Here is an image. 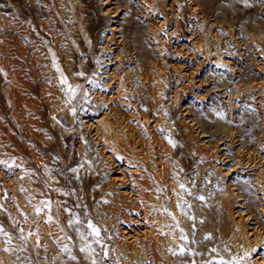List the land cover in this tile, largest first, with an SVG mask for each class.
I'll use <instances>...</instances> for the list:
<instances>
[{
    "label": "rangeland",
    "instance_id": "374dc122",
    "mask_svg": "<svg viewBox=\"0 0 264 264\" xmlns=\"http://www.w3.org/2000/svg\"><path fill=\"white\" fill-rule=\"evenodd\" d=\"M0 162V264H264V0H0Z\"/></svg>",
    "mask_w": 264,
    "mask_h": 264
},
{
    "label": "bare ground",
    "instance_id": "6f19581e",
    "mask_svg": "<svg viewBox=\"0 0 264 264\" xmlns=\"http://www.w3.org/2000/svg\"><path fill=\"white\" fill-rule=\"evenodd\" d=\"M142 3H143V2H142ZM146 5H147V4H146ZM144 6H145V5H144ZM147 7H148V5H147ZM147 7H146V8H147ZM144 8H145V7H144ZM145 10H146V9H145ZM150 11L152 12V10H150ZM147 12H149V11H147ZM201 18H202V17H201ZM154 19H155V18H154ZM156 21H157V20H156ZM161 28H162V27H161ZM110 31H111V30H110ZM154 32H155V31H154ZM110 33H111V32H110ZM152 33H153V30H152ZM160 33H161V31H160ZM111 34H113V32H112ZM199 34H200V33H199ZM155 35H156V34H155ZM201 35H202V33H201ZM209 35H210V34H209ZM109 36H110V35H109ZM190 36H191V35H190ZM196 36H197V35H196ZM103 37H104V36H103ZM151 38H152V37H151ZM189 38H190V37H189ZM192 38H193V37H192ZM211 38H212V37H211ZM158 39H159V38H158ZM200 39H201V38H200ZM218 39H219V38H218ZM105 40H106V39H105ZM121 40H122V39H121ZM160 40H161V39H160ZM215 40H216V39H215ZM108 41H109V40H108ZM108 41H107V43H108ZM110 41H112V40L110 39ZM122 41H123V40H122ZM152 41H153V40H152ZM155 41H156V40H155ZM158 41H159V40H158ZM158 41H156V43H157ZM211 42H212V41H211ZM112 43H113V42H112ZM112 43H111V44H112ZM118 43H119V41H118ZM156 43H154V44L156 45ZM203 43H204V42H203ZM208 43L210 44V42H208ZM218 43H219V42H218ZM204 44H205V43H204ZM209 44H208V45H209ZM104 45H105V44H104ZM116 45H117V44H116ZM107 46H108V45H107ZM203 46H206V44L203 45ZM105 47H106V46H105ZM108 47H109V46H108ZM115 47H116V46H115ZM157 47H158V44H157ZM160 47H161V46H160ZM209 47H210V46H209ZM217 47H218V46H217ZM161 48H162V47H161ZM196 48H197V47H196ZM198 48H200V49L202 50V48L200 47V45H199ZM198 48H197V49H198ZM203 48H204V47H203ZM205 48H206V47H205ZM200 49H199V50H200ZM156 50H158V49H156ZM205 50H206V49H204V51H205ZM207 50H208V49H207ZM115 51H116V50H115ZM162 51H163V50H162ZM113 52H114V51H113ZM206 52H208V51H206ZM107 53H108V52H107ZM130 53H131V52H130ZM159 54H162V53H159ZM110 55H111V53H110ZM113 55H114V54H113ZM119 55H120V54H119ZM125 56H126V55H125ZM159 56H160V55H159ZM159 56H158V57H159ZM104 57H105V55H104ZM107 57H108V56H107ZM132 57H133V56H132ZM124 58H125V57H124ZM221 58H223V57H221ZM114 59H115V58H113V60H114ZM99 60H101V59H99ZM108 60H109V59H108ZM130 60H131V59H130ZM223 60H224V59H223ZM97 61H98V60H97ZM109 61H110V60H109ZM101 62H102V61H101ZM105 62H106V61H105ZM112 62H113V61H112ZM159 62H160V61H159ZM106 63H110V62H106ZM125 63H126V62H125ZM221 63H224V62H222V60H221ZM225 63H227V62H225ZM101 64L103 65V63H101ZM97 65H98V64H97ZM113 65H114V64H113ZM115 65H116V64H115ZM224 65H225V64H224ZM99 66H100V65H99ZM161 66H162V65H161ZM122 67H123V66H122ZM136 67H137V66H136ZM109 68H110V67H109ZM115 68H116V67H115ZM117 68L119 69V66H118ZM97 69H98V68H97ZM103 69H104V68H103ZM120 69H121V68H120ZM129 69H130V68H129ZM132 69H133V67H132ZM141 69H142V68H141ZM82 70H83V69H82ZM100 70H102V67H101V66H100L99 71H100ZM112 70H113V69H112ZM112 70H111V71H112ZM115 70H117V69H115ZM123 70H124V69H123ZM84 71H85V70H84ZM117 71H118V70H117ZM133 71H134V69H133ZM101 72H102V71H101ZM112 72H113V71H112ZM118 72H119V71H118ZM122 72H123V71H122ZM139 72H140V71H139ZM82 73H84V72H82ZM99 73H100V72H99ZM120 73H121V72H120ZM158 73H159V72H158ZM94 74H95V73H94ZM100 74H101V73H100ZM103 74H104V73H103ZM108 74H109V73H108ZM112 74H113V73H111V75H112ZM156 74H157V72H156ZM149 75H150V74H149ZM83 76L86 77L85 75H83ZM95 76H96V75H95ZM95 76H94V77H95ZM101 76H103V75L101 74ZM108 76H109V75H108ZM112 76H114V75H112ZM151 76H152V75H151ZM155 76H156V75H155ZM96 77H97V76H96ZM96 77H95V78H96ZM121 77H122V76H121ZM128 77H129V76H128ZM128 77H127V78H128ZM139 77H140V76H139ZM79 78H80V77H79ZM106 78H107V76H106ZM90 79H91V77H90ZM108 79H109V78H108ZM117 79H119V78H117V76H116V80H117ZM148 79H149V78H148ZM152 79H153V78H152ZM88 80H89V79H88ZM110 80H111V79H110ZM116 80H115V81H116ZM129 80H130V79H129ZM135 80H136V79H135ZM145 80H146V78H145ZM149 80L152 82L151 79H149ZM154 80H155V79H154ZM158 80H159V79H158ZM163 80H164V79H163ZM94 81L96 82V80H94ZM101 81H102V79H101ZM105 81H106V80H105ZM113 81H114V80H113ZM117 81H118V80H117ZM130 81H131V80H130ZM150 81H149V82H150ZM66 82H67V81H66ZM95 82H94V84H95ZM102 82H103V81H102ZM69 83H70V82H69ZM80 83H81V81H80ZM103 83H104V82H103ZM103 83H102V84H103ZM115 83H116V82H115ZM123 83H124V82H123ZM125 83H126V81H125ZM125 83H124V84H125ZM127 83H128V82H127ZM133 83H134V82H133ZM133 83H131L130 85H132ZM75 84H77V83L75 82ZM113 84H114V82H113ZM138 84H139V83H138ZM72 85H73V84H72ZM96 85H97V84H96ZM99 85H101V84H99ZM108 86H109V85H108ZM113 86H114V85H113ZM115 86H116V85H115ZM122 86H123V85H122ZM133 86H134V85H133ZM150 86H151V85H150ZM158 86H159V85H158ZM158 86H157V87H158ZM66 87H67V86H65L64 88H66ZM70 87H71V86H70ZM98 87H99V86H97V88H98ZM102 87H103V86H102ZM109 87H110V86H109ZM109 87H108V88H109ZM124 87H125V86H124ZM124 87H123V88H124ZM128 87H129V86H128ZM155 87H156V86H155ZM103 88H104V87H103ZM103 88H102V89H103ZM110 88H111V87H110ZM113 88H114V87H113ZM125 88H126V87H125ZM114 89H115V88H114ZM118 89H119V88H118ZM118 89H117V90H118ZM132 89H133V88H132ZM163 89H164V88H163ZM122 90H123V89H122ZM128 90H129V89H128ZM128 90H126V91H128ZM134 90H135V89H134ZM97 91H99V90H96V92H97ZM108 91H109V90H108ZM113 91H114V90H113ZM113 91H112V92H113ZM66 92H67V91H66ZM66 92H65V93H66ZM112 92H111V94H112ZM119 92H120V91H119ZM132 92H133V90H132ZM136 92H137V91H136ZM75 93H76V92H75ZM75 93H73V94H75ZM101 93H102V92H101ZM128 93H129V92H128ZM128 93H127V95H128ZM139 93H140V92H139ZM93 94H94V93H93ZM98 94H99V93H98ZM104 94H105V93H104ZM111 94H110V95H111ZM118 94H119V93H118ZM136 94H137V93H136ZM161 94H162V93H161ZM164 94H165V93H164ZM100 95H102V94H100ZM115 95H116V94H115ZM124 95H125V94H124ZM124 95H123V96H124ZM131 95H133V93H132ZM146 95H147V94H146ZM70 96H71V94H70ZM103 96H104V95H103ZM111 96H112V95H111ZM135 96H136V95H135ZM137 96H138V95H137ZM139 96H140V94H139ZM150 96H151V94H150ZM150 96H149V97H150ZM157 96H160V95L158 94ZM98 97H99V96H98ZM127 97H128V96H127ZM127 97L125 96L124 98L127 99ZM131 97H132V96H131ZM131 97H130V98H131ZM133 97H134V95H133ZM142 97H143V96H141V98H142ZM153 97H154V96H152L151 98H153ZM69 98H70V97H69ZM95 98H96V97H95ZM120 98H121V97H120ZM128 98H129V97H128ZM134 98H135V97H134ZM134 98H132L133 101H134ZM157 98H158V97H157ZM115 99H116V98H115ZM148 99H149V98H148ZM158 99H159V98H158ZM99 100H100V98H99ZM99 100H98V101H99ZM109 100H110V99H109ZM121 100H123V99H121ZM159 100H160V99H159ZM96 101H97V100H96ZM104 101H105V100H104ZM116 101H117V100H116ZM116 101H115V102H116ZM130 101H131V100H130ZM136 101H137V100H136ZM140 101H141V100H140ZM142 101H143V100H142ZM144 101H145V100H144ZM101 102H103V101H101ZM101 102H100V104H101ZM105 102H106V101H105ZM112 102H113V101H112ZM118 102H119V101H118ZM125 102H127V101H125ZM128 102H129V101H128ZM92 103H93V102H92ZM98 103H99V102H98ZM108 103H110V102H108ZM108 103H107V104H108ZM121 103H122V102H121ZM129 103H130V102H129ZM131 103H132V102H131ZM161 103H163V102H161ZM95 104H97V103H95ZM113 104H114V103H113ZM115 104H116V103H115ZM115 104H114V105H115ZM140 104H141V103H140ZM163 104H164V103H163ZM98 105H99V104H98ZM124 105H125V104H124ZM124 105H123V106H124ZM132 105H133V103H132ZM134 105H137V104H134ZM149 105H150V104H149ZM155 105H156V104H155ZM159 105H160V104H159ZM100 106H101V105H100ZM100 106H98V107H100ZM130 106H131V105H130ZM138 106H139V105H138ZM146 106H147V105H146ZM108 107H109V106H108ZM110 107L113 108V106H110ZM117 107H118V106H117ZM153 107H154V106H153ZM162 107L164 108V105H163ZM93 108H94V107H93ZM100 108H101V107H100ZM103 108H104V107H103ZM112 108H107V109H112ZM123 108H124V107H123ZM132 108H133V107H132ZM148 108H149V107H148ZM97 109H98V108H96V110H97ZM107 109H106L105 111H107ZM125 109H126V107H125ZM128 109H129V106H128ZM134 109H135V108H134ZM89 110H90V109H89ZM102 110H103V109H102ZM138 110H139V109H138ZM156 110H157V109H156ZM159 110H160V108H159ZM111 111H112L113 113L117 114V110L115 111V109H113V110H111ZM128 111H129V110H128ZM88 112H89V111H88ZM94 112H95V111H94ZM136 112H138V111H136ZM145 112H146V111H145ZM155 112H156V111H155ZM99 113H100V112H99ZM99 113H98V114H99ZM132 113H133V111H132ZM139 113H141V112H139ZM161 113H162V112H161ZM90 114H91V113H90ZM95 114H96V113H95ZM103 114H104V113H103ZM108 114H109V113H108ZM135 114H136V113H135ZM157 114H158V112H157ZM93 115H94V114H93ZM111 115H112V113H111ZM140 115H141V114H140ZM106 116H107V113H106ZM106 116L103 117V118H101V119H98V120H97L98 124H100L99 126L102 127L104 124H106V121H107ZM138 116H139V114H138ZM160 116H161V114H160ZM163 116H164V115H163ZM90 117H91V116H90ZM111 117L113 118V116H111ZM142 117H143V116H142ZM146 117H147V115H146ZM150 117H151V116H150ZM99 118H100V117H99ZM118 118H120V117H118ZM122 118H123V117H122ZM155 118H156V117H155ZM144 119H145V118H144ZM150 119H151V118H150ZM156 119H157V118H156ZM162 119H163V118H162ZM128 120H130V119H128ZM95 121H96V119H95ZM132 121H133V120H132ZM148 121H149V119H148ZM159 121H160V120H159ZM119 122H120V121H119ZM129 122H130V121H129ZM139 122H140V120H139ZM141 122H142V121H141ZM150 122H151V121H150ZM152 122H153V120H152ZM156 122H157V121H156ZM93 124H94V123H93ZM93 124H92V125H93ZM109 124H110V122H109ZM112 124H113V123H112ZM132 124H133V123H132ZM137 124H138V123H137ZM106 125H107V124H106ZM119 125H120V124H119ZM141 125H142V123H141ZM141 125H139V126H141ZM125 126H126V125H125ZM127 126H128V125H127ZM142 126H143V125H142ZM97 127H98V126H97ZM135 127H136V126H135ZM170 127H171V126H170ZM116 128H117V127H116ZM116 128H115V129H116ZM130 128H131V127H130ZM136 128H137V127H136ZM140 128H141V127H140ZM90 129H91V128H90ZM97 129H98V128H97ZM109 129H110V128H109ZM128 129H129V128H128ZM132 129H133V128H132ZM154 129H155V128H154ZM104 130H105V129H104ZM116 130H118V129H116ZM116 130H115V131H116ZM122 130H124V129L122 128ZM122 130H121V131H122ZM126 130H127V129H126ZM126 130H124V131H126ZM129 130H130V129H129ZM140 130H141V129H140ZM151 131H152V130H151ZM99 132H100V130H99ZM140 132H141V131H140ZM142 132H143V131H142ZM147 132H149V131H147ZM147 132H146V133H147ZM105 133H107V132H105ZM117 133H118V132H117ZM119 133H120V132H119ZM121 133H122V132H121ZM121 133H120V134H121ZM133 133H135V132H133ZM144 133H145V132H144ZM144 133H143V134H144ZM150 133H154V132H150ZM95 134H96V133H95ZM129 134H131V133H129ZM123 135H124V134H123ZM101 136H103V135H101ZM131 136H132V135H131ZM97 137H99V136H97ZM118 137H119V136H118ZM148 137H149V136H148ZM99 138H100V137H99ZM100 139H101V138H100ZM113 140H114V139H113ZM113 140H112V141H113ZM117 140H118V139H117ZM119 140H120V139H119ZM124 140H125V139H124ZM134 140H135V139H134ZM149 140H150V139H149ZM149 140H147V141H149ZM107 141H108V140H107ZM115 141H116V140H115ZM147 141H145V142H147ZM155 141H156V139H155ZM155 141H154V142H155ZM136 143H137V142H136ZM159 143H160V142H159ZM130 144H131V143H130ZM148 144H150V143H148ZM135 145H136V144H135ZM139 145H141V144H139ZM152 145H154V144L152 143ZM155 145H156V144H155ZM161 145H162V144H161ZM136 146H137V145H136ZM136 146H135V147H136ZM143 146H144V145H143ZM159 146H160V145H159ZM162 146H163V145H162ZM145 147H146V146H145ZM163 147H164V146H163ZM136 148H137V147H136ZM148 148H150V146H148ZM155 148H156V147H155ZM157 148H158V147H157ZM106 149H107V148H106ZM152 149H153V148H152ZM121 150H122V149H121ZM123 150H124V149H123ZM138 150H139V149H138ZM149 150H150V149H149ZM153 150H154V149H153ZM156 150H157V149H156ZM151 151H152V150H151ZM137 152L140 153V151H137ZM159 152H160V151H159ZM161 152H162V151H161ZM163 152H166V151H163ZM134 153H135V152H134ZM139 153H138V154H139ZM148 153H150V152H148ZM144 154H145V153H144ZM152 154H153V153H152ZM126 155H127V154H126ZM141 155H142V154H141ZM147 155H148V154H147ZM159 155H160V153H159ZM127 156H128V155H127ZM131 156H132V155H131ZM135 156H136V155H135ZM139 156H140V155H139ZM149 156H151V155H149ZM149 156H147V157H149ZM121 157H122V155H121ZM141 157H142V156H141ZM147 157H146V158H147ZM162 157H163V155H162ZM146 158H145V159H146ZM145 159H144V160H145ZM155 159H156V158H155ZM138 160H139V159H138ZM147 160H148V159H147ZM160 160L162 161V158H161ZM118 161H119V160H118ZM140 161H141V160H140ZM149 161H150V160H149ZM152 161H153V160H152ZM154 161H155V160H154ZM137 162H138V161H137ZM147 162H148V161H147ZM157 162H158V161H157ZM162 162H163V161H162ZM116 163H117V162H116ZM149 163H150V162H149ZM149 163H148V164H149ZM159 163H160V162H159ZM163 163H164V162H163ZM163 163H162V164H163ZM252 163H253V162H252ZM142 164H143V163H142ZM146 164H147V163H146ZM150 164H152V163H150ZM129 165H130V164H129ZM243 165H244V164H243ZM248 165H250V164H248ZM139 166H140V165H139ZM133 167H134V166H133ZM141 167H143V166H141ZM151 167H154V166H151ZM155 167H156V166H155ZM112 168H113V167H112ZM135 168H137V166H136ZM145 168H146V167H145ZM146 169H147V168H146ZM154 169H155V168H154ZM120 170H122V169H120ZM117 171H118V170H117ZM123 171H124V169H123ZM144 171H145V170H144ZM150 171H151V170H150ZM150 171H149V172H150ZM153 171H154V170H153ZM157 171H158V170H157ZM124 172H125V171H124ZM139 172H140V171H139ZM161 172H162V171H161ZM163 172H164V171H163ZM125 173H126V172H125ZM153 173H154V172H153ZM132 174H133V173H132ZM149 174H152V172L149 173ZM124 175H125V174H124ZM135 175H136V174H135ZM145 175H146V174H145ZM131 176H132V175H131ZM137 176H138V175H137ZM137 176H136V177H137ZM150 176H152V175H150ZM150 176H149V177H150ZM157 176H158V174H157ZM159 176H160V175H159ZM117 177H118V175H117ZM125 177H127V176L125 175ZM120 178H121V177H120ZM122 178H123V177H122ZM130 178H131V177H130ZM146 178H147V177H146ZM135 179H136V178H135ZM141 179H142V176H141ZM152 179H153V177H152ZM155 180H157V179L155 178ZM135 181H136V180H135ZM139 181H140V179H139ZM140 183H141V182H140ZM158 183H159V181H158ZM147 184H148V183H147ZM139 185H140V184H139ZM142 185H143V184L141 183V186H142ZM150 185H151V184H150ZM150 185H149V186H150ZM134 186H136V185H134ZM144 186H146V185H144ZM161 186H162V184H161ZM163 186H164V185H163ZM146 187H147V186H146ZM137 188H138V187H137ZM140 188H141V187H140ZM144 189H145V188H144ZM152 196H153V195H152ZM152 196H151V197H152ZM140 197H141V196H140ZM146 197H147V196H146ZM148 197H149V196H148ZM151 199H152V198H151ZM153 204H155V202H154ZM144 206H145V205H143V207H144ZM152 206H153V205H152ZM154 206L156 207V205H154ZM145 208H146V207H145ZM149 208H150V207H149ZM157 208H158V207H156L155 209H157ZM151 210H152V209H151ZM158 211H159V210H158ZM158 211H157V212H158ZM148 213H149V212H148ZM155 213H156V212H155ZM160 213H161V212H160ZM150 214H151V213H150ZM161 214H162V213H161ZM138 215H139V214H138ZM142 215H143V214H142ZM146 215H148V214H147V211H146ZM151 215H152V214H151ZM135 216H137V215H135ZM157 216H158V215H157ZM164 216H165V215H164ZM143 218H144V217H143ZM146 218H147V217H146ZM158 218H159V217H158ZM146 220H147V219H146ZM160 220H161V218H160ZM161 221H162V220H161ZM146 223H148V221H147ZM163 223H164V222H163ZM147 225H149V224H147ZM163 225H164V224H163ZM163 225H162V226H163ZM143 226H145V224H144ZM145 227H146V226H145ZM152 227H154V226H152ZM150 228H151V227H150ZM154 228H155V227H154ZM145 229H146V228H145ZM148 229H149V228H148ZM149 230H150V229H149ZM144 232H145V231H144ZM150 234H151V233H150ZM154 236H155V235H154Z\"/></svg>",
    "mask_w": 264,
    "mask_h": 264
},
{
    "label": "snow or ice",
    "instance_id": "6c2138e0",
    "mask_svg": "<svg viewBox=\"0 0 264 264\" xmlns=\"http://www.w3.org/2000/svg\"><path fill=\"white\" fill-rule=\"evenodd\" d=\"M0 163H3V162H0ZM181 187H183V186H181ZM88 227L91 229L92 235H94L95 237H99V230L95 226H93L92 224H89ZM2 232H3V229L0 228V233H2ZM97 242H99V241H97ZM82 251H83V249H82Z\"/></svg>",
    "mask_w": 264,
    "mask_h": 264
}]
</instances>
